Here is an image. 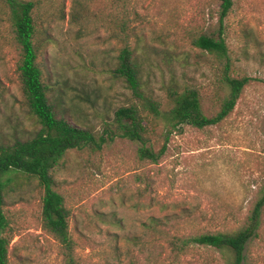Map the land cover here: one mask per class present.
I'll list each match as a JSON object with an SVG mask.
<instances>
[{
  "label": "rangeland",
  "instance_id": "rangeland-1",
  "mask_svg": "<svg viewBox=\"0 0 264 264\" xmlns=\"http://www.w3.org/2000/svg\"><path fill=\"white\" fill-rule=\"evenodd\" d=\"M35 4L39 62L59 111L101 135L114 112L136 103L112 73L128 44L145 94L165 104L171 85L198 91L205 115L226 91L221 62L193 45L222 31L231 76L250 78L234 110L202 129L180 126L156 163L114 137L98 151H68L54 188L70 211L75 264H226L220 252L167 241L231 232L246 222L264 184V0H22ZM126 42H123V39ZM8 11L0 0V141L26 139L37 125L25 106ZM160 130V129H159ZM158 143L155 150L158 149ZM42 190L23 181L5 200L9 264H67L41 228ZM242 264H264V208Z\"/></svg>",
  "mask_w": 264,
  "mask_h": 264
},
{
  "label": "trees",
  "instance_id": "trees-1",
  "mask_svg": "<svg viewBox=\"0 0 264 264\" xmlns=\"http://www.w3.org/2000/svg\"><path fill=\"white\" fill-rule=\"evenodd\" d=\"M8 11L14 47L18 54L17 72L21 93L28 113L37 125V131L26 139L0 141V264H9L8 250L12 241L4 207L5 200L23 181H35L42 190L41 228L61 247L67 264H75L74 241L70 234V211L63 196L54 188V174L60 161L70 150L89 148L98 151L114 137L137 144L141 161L156 163L164 154L169 137L182 125L202 129L225 120L234 110L250 78L231 76L232 65L222 31L218 36L201 35L193 45L213 55L221 62V83L226 90L218 99V110L213 116L204 114L200 96L193 88L166 89V102L162 104L145 94L141 67L128 44L119 50L112 69L131 92L136 103L114 112V120L106 125L101 135L83 128L59 111L50 94L39 62L36 24L33 17L35 4L22 0H1ZM221 1L220 21L227 16L232 0ZM127 38L123 39L126 42ZM160 129V130H159ZM155 150V146L158 145ZM264 208V184L246 222L231 232L201 233L190 238L174 237L168 245L175 252H184L189 244L220 252L226 264H242L243 252L259 225Z\"/></svg>",
  "mask_w": 264,
  "mask_h": 264
}]
</instances>
